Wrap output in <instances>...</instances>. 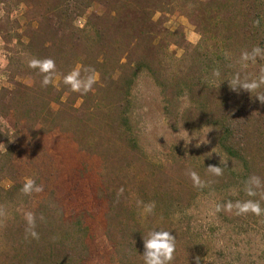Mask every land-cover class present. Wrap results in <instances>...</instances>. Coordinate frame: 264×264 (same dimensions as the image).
I'll return each instance as SVG.
<instances>
[{
	"label": "rangeland",
	"instance_id": "374dc122",
	"mask_svg": "<svg viewBox=\"0 0 264 264\" xmlns=\"http://www.w3.org/2000/svg\"><path fill=\"white\" fill-rule=\"evenodd\" d=\"M163 1L0 0V264H143L153 229L175 237L171 264H264V104L227 81L264 77V53L242 59L263 6ZM210 26L234 36L220 74L189 51ZM187 52L221 86L189 92ZM163 53L166 93L146 68Z\"/></svg>",
	"mask_w": 264,
	"mask_h": 264
},
{
	"label": "trees",
	"instance_id": "16d2710c",
	"mask_svg": "<svg viewBox=\"0 0 264 264\" xmlns=\"http://www.w3.org/2000/svg\"><path fill=\"white\" fill-rule=\"evenodd\" d=\"M167 0H164V4H167L166 2ZM171 1H174V0H171ZM254 2H258L259 4L257 6L260 7L261 9V6H263V13L261 14L258 13V12H255L254 14V23L256 24V30L252 31V32H248V33H245V41L250 43V47L252 48H255V47H259V48H263L264 47V0H253ZM202 3H197L196 0H194L193 2V6H196V5H200ZM230 9V8H229ZM118 10L115 11V13L117 12ZM232 11V10H229V12ZM209 14H211V9H209ZM242 13H244L245 15H247L245 12L242 11ZM248 16V15H247ZM152 26H155L153 22H151V18L149 19L148 21ZM150 38V36H149ZM155 39V38H153ZM234 39V36H233V33H232V30L227 27L223 30H219L218 32H216L215 30H213V28L210 26L209 29H207V31H203L202 32V38H201V41H200V44H198L196 47H192L191 50L189 51H198V50H203L204 52V55L202 54H199V57L202 56L203 59H206L208 60V62L212 65V69L217 71V73L219 72L220 74V71H221V62L226 60L227 58V52L226 51V46L229 45L232 40ZM260 40V41H259ZM257 42H259L257 44ZM209 45L211 47H209ZM191 47V46H190ZM209 48H212V49H209ZM211 50V51H210ZM217 50V51H216ZM210 52H213V59L212 58H208V54ZM207 53V54H205ZM164 54V57H165V61L166 62H163V61H157V66H158V72L154 71L152 69V67H146L147 68V71L150 73V74H153V76H155V79L157 81V83L163 88V93H166L167 89H168V86L162 81V78L160 79V77H162V74H167L168 71L170 72L171 75H175V74H172L173 72V69H170V68H167V66L165 65V63H167V58H168V55L166 53H163ZM190 56V52H187V54H185V57L186 59L188 60H192L190 61L191 63V67H190V70L191 69H194L192 67H195V65L197 66V75L196 76H192V80H193V83H185V88H187L190 92V90L193 88V87H200L203 86V88H206L205 87V82H207V86L208 87H211V88H214V87H219L221 86L220 85V80L219 77L217 76H214L213 78H210L208 81H205L204 80V74L207 73L211 67H208L207 64H205V61H198V62H195V60H193V56ZM183 58V59H184ZM182 59V61H183ZM250 61V60H249ZM249 61L247 63H249ZM168 65V63H167ZM248 65V64H247ZM249 65H252V62L249 63ZM169 67V66H168ZM168 71H167V70ZM142 71V68H138L136 67L132 73V75L135 77L139 74V72ZM194 73V70L193 72ZM211 82V83H210ZM210 83V84H208ZM181 85L176 83L173 87L175 88H178L180 87ZM168 110V109H167ZM212 123L215 124V125H218L221 127L222 129V135H221V138H220V145L221 147L226 151V153L231 156V157H234V158H238L240 155H239V152L236 151L233 147V145L230 143V134H231V130H230V125L228 124V119L226 120L225 118V115H223L222 117H218L217 119H214L212 120Z\"/></svg>",
	"mask_w": 264,
	"mask_h": 264
},
{
	"label": "clouds",
	"instance_id": "9594fccd",
	"mask_svg": "<svg viewBox=\"0 0 264 264\" xmlns=\"http://www.w3.org/2000/svg\"><path fill=\"white\" fill-rule=\"evenodd\" d=\"M264 53V49H261L259 47H256L252 50L251 53L245 52L243 54L242 59L244 61L249 60H255L257 55ZM230 85H234L232 87L233 91L238 90H244L247 91L252 95L253 92L256 93L255 98H257L261 104H264V91H258L261 89L262 85H264V77L258 78V79H251V78H244L241 79L239 75L233 77L232 80H227ZM184 132L187 134V142L188 144L191 143L193 139L199 138V145L208 144L209 141L207 139V135H204L203 137H194L189 136V133L184 130ZM179 135V134H178ZM185 141L184 139H181ZM186 142V141H185ZM209 170L214 172L216 175L221 174L222 169L220 166H209ZM192 175H196L195 173H192ZM255 183L259 185L260 181L258 178H254ZM34 181H29L25 185V191H29L33 189L34 187ZM36 191H40L41 189L36 188ZM250 195H254L255 193L249 192ZM142 203V202H141ZM155 203H149L144 205L143 211L145 214H152L155 210ZM253 208L257 213H260L262 211L260 205L258 203H252L249 202L246 205L242 206L243 210H248V208ZM30 227L34 229L35 227V220L31 216V214L28 217ZM30 235L34 239H39L38 233L34 230L30 232ZM143 245H144V252L142 254L143 256V264H171V261L174 257V252L176 248L175 244V237L172 235V232L164 230V229H153L148 233V236L146 239H143ZM196 264H199L198 259L196 258Z\"/></svg>",
	"mask_w": 264,
	"mask_h": 264
}]
</instances>
